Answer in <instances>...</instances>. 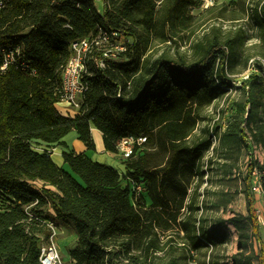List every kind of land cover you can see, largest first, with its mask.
I'll use <instances>...</instances> for the list:
<instances>
[{"label": "trees", "instance_id": "16d2710c", "mask_svg": "<svg viewBox=\"0 0 264 264\" xmlns=\"http://www.w3.org/2000/svg\"><path fill=\"white\" fill-rule=\"evenodd\" d=\"M95 1L12 0L0 11V43L19 44L36 71L29 76L10 69L0 75V264H38L36 234L48 231L33 218L76 235L69 250L74 264H118L121 254H128L127 264H176L174 258L163 263L157 255L171 242H162L157 230L172 224L179 226L191 252L224 244V226L229 224L238 237L231 264H251L245 251L253 238L259 244L255 258L264 264L250 183L257 170L264 188V164L250 159L247 166L246 215L218 219L209 229L204 219L192 217L200 210L193 195L186 202L188 216L178 221L190 179L203 177L201 160L213 148V139L250 152L245 131L256 139L264 133V66L238 79L245 99L230 102L224 125L207 128L206 138L191 143L199 110L234 88L227 71L236 58L229 53L230 42L222 44L218 36L199 40L191 61L168 52L154 56V36L166 44L165 28H176L186 0H167L160 23L151 0H102L101 10ZM252 18L264 34V4ZM98 28L126 37L125 51L114 61L106 60L103 69L90 66L80 111L62 116L56 104L70 44L97 36ZM92 127L114 156L123 137H145L146 142L130 158L118 159L120 172L72 150L61 153L71 173L57 166L50 148L64 147L63 138L75 131L87 150H94ZM153 143L165 153L159 164L149 162L146 150ZM135 184L143 187L137 198ZM173 191L180 195L176 204ZM202 264L228 263L211 255Z\"/></svg>", "mask_w": 264, "mask_h": 264}, {"label": "rangeland", "instance_id": "374dc122", "mask_svg": "<svg viewBox=\"0 0 264 264\" xmlns=\"http://www.w3.org/2000/svg\"><path fill=\"white\" fill-rule=\"evenodd\" d=\"M154 7L155 21L160 23L163 12L167 6V0H151ZM95 7L102 9L100 1H95ZM264 4V0H186L180 7L179 22L176 28H165L169 39L166 44L159 43L157 36L150 52L157 56L162 52H168L173 57L185 55L187 61L194 57L192 53L193 45L199 40L207 37L218 36L221 43L229 41L232 49L229 53H236V58L228 67V77L233 80L234 88L220 100L210 106H205L198 112L197 124L189 141L192 143L208 136L205 131L212 126H223L225 115L230 102L244 101V94L238 84V79L245 77L251 68L258 65L264 66V34L255 23L253 11ZM127 40L123 35L119 41L124 43ZM57 109H64L58 107ZM75 116V115H74ZM221 129L218 134L221 133ZM251 145L250 152L244 147L229 148L220 146L216 139H213V148L204 153L201 160L203 177L194 176L190 179L187 189V197L179 210L178 221L188 216L186 202L190 196L195 195L197 206L200 210L192 213L194 218H202L206 221L209 229L218 219H227L234 215H246V203L243 191L246 186L247 166L256 160L257 163L264 164V133L259 139L254 138V134L249 130L245 131ZM150 164H159L164 159V151L153 143L147 148ZM114 169L119 172L123 170L121 163H113ZM70 172V170H69ZM251 187L255 199V209L259 222V230L264 243V188L261 185V176L257 170L251 174ZM264 178V176H263ZM39 185V184H37ZM175 196V204L179 201V194L172 192ZM174 207V205H171ZM160 240H171L164 252H160L158 257L161 262L174 258L176 264H202L208 256L219 257L220 261L231 264V255L237 253V233L229 224H225L224 231L227 240L224 244L200 251H190V245L182 241L183 234L177 224L158 229ZM76 235L63 228V233L58 237L59 251L65 260L69 258V250L76 243ZM259 244L255 238L250 239L245 255L251 257V264H258L256 253ZM169 254V255H168ZM190 259H187L189 257Z\"/></svg>", "mask_w": 264, "mask_h": 264}, {"label": "built area", "instance_id": "2783aa9c", "mask_svg": "<svg viewBox=\"0 0 264 264\" xmlns=\"http://www.w3.org/2000/svg\"><path fill=\"white\" fill-rule=\"evenodd\" d=\"M12 0H0V11L4 10ZM102 2V0H99ZM125 51V46L119 41L115 32H106L98 28V35L84 38L70 44V57L61 72V87L57 106L77 115L81 108L82 97L88 90V81L91 77L90 66L94 63L96 68H105L106 60H116L117 54ZM99 55L94 58V55ZM10 69L19 70L29 76L36 74L31 61L25 58L19 44L0 43V75L6 74ZM145 137L134 138L127 136L116 143V155L118 159H128L135 147H143ZM143 191L140 184L133 186V196L137 198ZM39 226L47 229L48 233L36 234L40 240L38 264H74L69 257L65 260L59 251L58 237L63 233V228L54 225L50 221L33 218ZM31 220V217L29 218ZM128 254H121L118 264L128 263Z\"/></svg>", "mask_w": 264, "mask_h": 264}, {"label": "crops", "instance_id": "0c3cea01", "mask_svg": "<svg viewBox=\"0 0 264 264\" xmlns=\"http://www.w3.org/2000/svg\"><path fill=\"white\" fill-rule=\"evenodd\" d=\"M57 109V107H56ZM58 112L65 117H74V113L68 112L65 114L63 110L57 109ZM65 110V109H64ZM91 137L94 143V150H87L84 144L78 139L75 131H71L63 138V142L65 146H53L50 148V157L53 162L64 169L66 172H69L67 165L63 163L62 160V151L72 150L75 153H83L87 158H89L92 162H97L109 167H115V164L120 163L117 157L105 151L103 147L102 135L95 128H91ZM76 237V236H75ZM76 239V238H75Z\"/></svg>", "mask_w": 264, "mask_h": 264}, {"label": "bare ground", "instance_id": "6f19581e", "mask_svg": "<svg viewBox=\"0 0 264 264\" xmlns=\"http://www.w3.org/2000/svg\"><path fill=\"white\" fill-rule=\"evenodd\" d=\"M71 173V172H70Z\"/></svg>", "mask_w": 264, "mask_h": 264}]
</instances>
